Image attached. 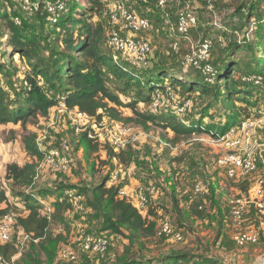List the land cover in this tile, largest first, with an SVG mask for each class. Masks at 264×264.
<instances>
[{"label": "rangeland", "instance_id": "obj_1", "mask_svg": "<svg viewBox=\"0 0 264 264\" xmlns=\"http://www.w3.org/2000/svg\"><path fill=\"white\" fill-rule=\"evenodd\" d=\"M66 1L67 7L78 1L81 8L86 5V0ZM101 1L105 5H111L115 0ZM186 2L196 17V25L189 31L191 42L196 43L203 37H210L213 41L212 63L216 68L224 60L226 64L232 61L237 63L239 68L237 72L232 73L233 78L236 81H242V89L251 91L252 94L240 101L237 98L244 96L243 94L233 96L229 103L224 104L222 86L217 87L219 91L217 98L213 84V86L209 85L211 94L202 95L197 90L190 92L180 85L171 83L170 87L179 99L184 101L189 98L193 103V110L183 119L192 122L200 115V118L203 117L200 124L202 127L211 125L214 128L219 126L223 128L227 124V117L232 115L235 129L241 122L253 121L255 123L254 140L244 144L242 152L252 151L258 154L260 149H264V76L261 72V66H264L261 63V60H264V38L263 40L259 38L260 32L264 37V0H174L162 12L157 10L154 3L128 0L127 3L137 12L146 15L152 25L149 31L142 33V36L150 39L153 46L151 65L148 68H133L132 71L147 76L153 74L155 67L171 68L174 77L179 81L201 85L199 82L201 77L194 70L184 68L182 64V57L188 51L187 43L189 45L190 43L180 38V49L177 53L171 51L169 46L174 37L179 38L176 33H173V29L177 21V12ZM15 6L0 0L1 11H13L16 9ZM250 9H252L251 12H249ZM76 17H80V10L77 11ZM36 18L30 13H22L23 24H20V27L33 32L36 36L39 35L38 39L48 40L51 50L46 52L47 55L55 50L51 33L57 30L47 26L44 18L40 17L44 25L38 33L37 23L40 20ZM92 19L96 21L98 18L93 16ZM101 21L105 23L103 19ZM7 35L8 32L0 20V50L6 51L5 54L10 52L3 44ZM11 62L14 65L15 75H8L6 79L0 74V87L10 95L12 100L15 94L14 89L24 86V82L18 80V75H21L24 69L28 70V67L24 62L18 61L17 55ZM8 79L15 82V87L11 88V91L7 85ZM158 82L161 83L163 80ZM243 82H254V84L247 85ZM107 84L115 91L122 103L134 101L138 97L135 85L122 89L121 80L112 75H109ZM139 99L142 100L141 97ZM138 106L143 109L140 104ZM118 109L123 116L131 115L129 108L119 107ZM67 112L59 113L55 109L51 111L52 115L49 117L37 116L17 122L0 123V185L4 189L14 187L16 191L32 193L37 197L39 205L41 200L48 204L56 199L68 198L69 193L76 194L81 187H90L99 183L118 168L114 160L106 157L103 146L97 152L86 153L84 146L79 145L80 134L75 133L72 127L75 116L73 112ZM225 113L227 116L224 117ZM130 125L132 133L126 138L124 148L134 151L138 163L133 162L127 167L122 166L121 174L125 179L121 180V183L127 181V175L130 174V177L137 181L135 188L155 185L158 192L151 199L153 205L150 210L151 218L155 219L158 229L162 221L170 222L174 229L180 230L182 239L175 241L170 237L158 235L144 239V247L142 249L137 246L131 247L126 253V260L158 264L156 259L165 255L170 249H183L190 251L191 254L213 259L216 264H264V213L249 202L244 212L243 222L237 225L229 211L231 200L249 194L248 191L254 186L253 177L256 174L253 172L251 177L244 179L230 177L225 169L217 166L216 158L224 147L217 141L216 134L201 131L187 138L179 137L172 140L173 133L170 129L150 125L149 129L144 130L131 123ZM214 128H212L213 131H215ZM28 136L33 138L34 143L38 138L37 143H40L42 151L41 159L31 156L23 149V140ZM60 140V143L64 141L71 143L72 148L69 153L60 152L58 148ZM50 149L58 151V157L64 159L68 171L54 172L49 166L41 165L42 159L48 155ZM261 154L264 160V152ZM37 161L39 173L33 184L16 186L6 179L7 164L33 163L35 165ZM195 183L202 186L203 192L193 200L189 197ZM40 191H44V194ZM6 193L8 194V191ZM6 196L12 204L9 210L17 214L21 213L24 207L18 198L11 194ZM173 197L177 201L175 208L172 203ZM197 210L201 215L195 214ZM62 217L63 221L51 217L48 231L52 235L63 233L65 239H61L54 245L49 262L42 253L38 264H119L118 258L124 253L128 241L123 236L100 231L98 225H95L96 221L91 219L88 220L92 226L85 227L88 217L85 199L80 201L73 210L63 213ZM81 228L103 235L109 241L108 254L104 259L98 260L79 250L74 243V235ZM250 230L257 235L256 243L238 245L234 235L238 231ZM23 240V248L17 260L30 253L33 243L37 244L36 240ZM63 244H70L73 247L78 257L77 263L64 262L58 258V249Z\"/></svg>", "mask_w": 264, "mask_h": 264}, {"label": "trees", "instance_id": "obj_2", "mask_svg": "<svg viewBox=\"0 0 264 264\" xmlns=\"http://www.w3.org/2000/svg\"><path fill=\"white\" fill-rule=\"evenodd\" d=\"M4 1H7L11 5H16V9L13 11L0 10V20L8 32L7 37L3 40V44L5 48L10 51L8 54H5L6 51L3 52L0 50V74L6 79L8 75H15V71H13L14 65L11 62L15 55L18 56V61H22L27 65L28 70L24 69L21 75H18V80H22L24 86L17 87L16 90L14 89L15 94H13L14 98L12 100L10 99V95L0 87V123L7 121L17 122L37 116L49 117L52 115L51 111H55L59 102L63 101L69 111H80L97 120L106 118L110 121L120 122L123 125L129 126H131V123L144 130L149 129L150 125H154L161 129H170L173 133L172 140H176V138L179 137L187 138L201 131L209 132L212 135L216 134L218 137L233 127L234 117H232V115L227 117V124L225 127L222 128L219 126L214 128L211 125L202 127L200 124L201 118L203 117L200 118V115L192 122L183 119L184 116L193 110V107L182 116L164 112L153 113L148 108V105L154 89L163 87L164 85L172 86V84H176L186 88L187 91L192 92L197 90L202 95H209L211 94L209 85L213 84L214 86H212L215 88L217 98L219 97L217 87H223L222 99L224 104L229 103L233 96L243 94L244 96L237 98V100L240 101L252 94L251 91L242 89V81L239 82L233 78L232 73L237 72L239 68L237 63L232 61L226 64L224 60L217 68L214 63H212L213 41L210 49L209 63L216 72V78L212 83L206 82L200 72L192 67L189 68L194 70L201 77V80H199L201 83L200 86L194 83L179 81L174 77L175 75L171 68L155 67L152 72L153 74L147 76L134 73L132 71L133 67H130L123 55L121 53H116L106 44V34L109 29L107 18L102 15V10L104 8H112L113 4L118 0H115L111 5H105L101 0H86V5L82 8L79 1L67 7L68 3H66V0H30L33 4L31 11L23 10L21 2L18 0ZM47 1H50L56 8L58 2L63 3L61 10L57 11L58 9H56V13L58 14L56 15L55 21L51 20L52 13H50L46 7ZM123 1L128 9L137 12L127 3L128 0ZM140 1L144 3H154L159 12L165 11L168 6L166 5L165 8L161 9L157 7L155 0ZM185 6L190 8L186 2L184 5H181L178 12ZM78 10H80V17L77 18L76 14ZM251 11L252 9H250L249 12ZM22 13H30L36 16L37 20H40V22L37 23L38 33L41 32L39 30H41L44 22L47 26L54 27L55 30H57L51 33L53 36V48L55 49L53 52L51 51L52 53H47L46 55V52L50 49L48 40L38 39L37 37L39 35L36 36L33 32H28L27 29H22L20 27L23 24L21 19ZM137 13L141 16H146L141 12ZM93 16H96L98 19L95 21L92 19ZM40 17L44 18L45 21L43 22ZM101 19H103L105 23H102ZM151 26L150 22V28L148 30L136 33V36L145 38L150 44L151 52L148 57V67L151 65L150 62L153 58V46L150 39L142 36V33L149 31ZM194 26H192L190 30ZM259 34V38L263 40L264 37L262 33L260 32ZM187 46L189 51L190 45L188 43ZM170 50L173 51L171 48ZM115 54L122 62L116 63L114 61L113 56ZM183 58L184 55L182 61ZM261 63L264 64V60H261ZM223 64H226L224 68ZM261 72L264 76V66H261ZM109 75L121 80L122 89H128L135 85L138 90L137 99L122 103L118 95L115 94V91L107 84ZM161 79L163 82H158ZM7 83L11 91V88L15 87V82L8 79ZM250 83L251 82L244 84H254V82ZM139 97H141L142 100H140ZM179 101L182 100L179 99ZM139 104L143 109L138 106ZM119 107L129 108L131 115L123 116L118 109ZM225 116H227V113H225L224 117ZM240 125L241 124H239L238 127H240ZM212 128H214L215 131H213ZM79 134V145L84 146L86 153L97 152L101 146H103L106 151V157L109 160H114L118 165V168L115 169L117 171V176L111 183L109 181L115 170L111 172L108 177H104L99 183L90 187H81L79 191H77V194L81 195V202L85 199L86 209L88 210V217L84 226H92V223L88 220L91 219L96 221L95 225H98L100 231L123 236L128 241L123 251L124 253L118 258L119 264H146L147 262L138 260L128 262L125 256H127L126 253H128L133 246L142 249L144 247V239L154 237L155 235L165 236L158 234L159 229L155 219L151 218L152 213L150 212L153 207L151 199L154 195L150 193V187H155L158 192L157 187L155 185H149L147 187L138 186L130 191L127 190L128 193L131 194L138 188H143L147 193H150L146 208L143 211L138 210L134 206L130 196L119 194L121 189H125L128 186L129 178H131L130 174H128L127 181L121 183V180L125 179L121 174L122 166L127 167L133 162L138 163L134 151L129 148H124V146L114 149L108 142L90 139L84 132H80ZM37 139L34 143L31 136L25 137L23 140V149L31 156L41 159V145L37 143ZM60 142L61 140L59 141L58 148H60ZM66 142L69 144V151L67 152L69 153L72 146L69 141ZM38 161L35 165L33 163H24L22 165H18L17 163L7 164L6 179L12 181V184L16 186L33 184L37 179L35 178L36 173H39L37 169ZM261 165V160H259L256 170L253 171L256 176L259 175L262 170L261 167L263 166ZM221 168L225 169L227 174L226 167ZM233 177L245 178L237 175ZM7 191L11 196L18 198L20 204L24 207L21 213L17 214L9 210L12 204L6 196L8 195L6 193ZM40 192L44 194V191ZM191 195L189 197L190 199H192ZM36 198L37 197L32 195V193L21 190L16 191L14 187L6 190L0 185V216L6 213H14L15 219L12 241L5 243L0 242V258L3 264H38L42 253L45 254L46 261L49 262L53 255L54 245L61 239H65V236L62 235L63 233L52 235L48 231L49 220L53 217L54 219L58 218L63 221V213L73 210L75 205L72 204L69 198H64L62 200L56 199L48 204L41 200V205H39L37 202L38 199ZM172 203L174 208L177 207V201L174 197L172 198ZM45 205L50 208L49 218L47 217L48 214ZM218 212H220V210ZM195 214L201 215L198 210L195 211ZM79 233H89L94 236L100 235L88 229L81 228L76 232L74 237ZM25 236L26 239L36 240L37 244L34 245L33 243L30 253L17 260L16 258L23 248V239ZM256 241L254 243H256ZM64 245L65 244L61 245L59 249ZM109 245L110 243L107 240V249L103 254L81 252L87 256H93L98 260H102L108 254ZM47 255H49V257H46ZM11 260L12 262L10 263ZM68 262L77 263L78 257ZM156 262L158 264H216V261L213 259H208L202 255H194L191 254L190 251L183 249H170L165 255L159 256Z\"/></svg>", "mask_w": 264, "mask_h": 264}, {"label": "built area", "instance_id": "obj_3", "mask_svg": "<svg viewBox=\"0 0 264 264\" xmlns=\"http://www.w3.org/2000/svg\"><path fill=\"white\" fill-rule=\"evenodd\" d=\"M21 2L23 10L31 11L33 4L30 0H18ZM151 1V0H144ZM173 0H155L157 7L163 9ZM46 7L52 13V21L56 20V9L61 10L62 2H58L57 8L50 1L46 2ZM102 15L107 18L108 32L106 34V44L116 53H121L126 59V62L133 68L148 67V57L151 52L149 42L143 38L136 36V33L150 28V20L146 16H141L135 11L128 9L123 0H118L113 4L112 8H104ZM196 23V17L193 11L185 6L177 14V21L173 33L179 36L174 37L170 43V48L177 52L179 49V39L182 38L190 43L189 51L184 55V68L192 67L198 70L204 77L206 82L212 83L216 78V72L209 63L210 49L212 40L210 38L199 39L196 43L191 42L188 32ZM113 59L116 63L122 62L115 54ZM192 107L190 99L179 101L177 95L173 92L169 85L155 88L152 92L148 108L153 112L173 113L179 116L185 115ZM57 112L69 111L64 102L60 101L56 107ZM72 114L75 116L73 128L75 133L84 132L86 136L93 140L108 142L114 149L124 146L126 138L132 133V128L129 125H123L120 122L110 121L106 118L97 120L86 113L75 111ZM255 123L253 121H244L240 127L235 129L231 127L224 134L219 135L217 141L220 142L224 150L217 157V164L220 167H226L227 174L230 177L243 176L250 177L253 171L257 168V163L262 157V150L258 154L255 152H242L244 144H248L254 140ZM262 145V144H261ZM41 148V147H40ZM60 152L67 153L69 144L62 142L59 148ZM241 151V152H240ZM57 150H50L48 155L42 159L41 165L49 166L53 171H68L67 165L64 164V159L58 157ZM258 157L260 159H258ZM39 169V167L37 168ZM264 174V167H263ZM117 171L112 173L110 183L116 178ZM38 177L36 173L35 178ZM202 192V186L195 183L192 189V199H196ZM247 196L238 197L231 200L229 211L233 221L240 225L244 219V212L248 208L249 202L257 208L261 213H264V181L263 177L257 179ZM150 193L156 194L155 187H150ZM150 193H147L143 188H138L134 193L129 194L125 189H121L119 194L130 196L134 206L143 211L148 202ZM69 200L73 205H78L81 201V195L69 193ZM46 206L48 218L50 208ZM247 207V208H246ZM15 223L14 213H6L0 216V242H11L13 234V225ZM158 234L170 237L175 241L181 240V233L175 230L168 221L160 223ZM26 239V236L24 237ZM235 242L242 246L247 243H254L257 240V235L253 231L237 232L234 235ZM24 241V240H23ZM23 243V242H22ZM74 243L79 250L85 253L103 254L107 249V240L102 235H91L89 233H79L74 239ZM58 258L62 261H73L77 258V254L73 247L68 244L62 246L58 251ZM12 260L10 261V263ZM0 264H3L0 258ZM9 264V263H5Z\"/></svg>", "mask_w": 264, "mask_h": 264}, {"label": "crops", "instance_id": "obj_4", "mask_svg": "<svg viewBox=\"0 0 264 264\" xmlns=\"http://www.w3.org/2000/svg\"><path fill=\"white\" fill-rule=\"evenodd\" d=\"M261 150H262V152H264V149H261ZM261 164H262L261 166L264 167V160H263L262 157H261ZM263 167H261L262 170H261V172L259 173V175L253 177V178L255 179V183H256L257 179L260 178V177H263V181H264ZM250 177H251V176H250ZM136 183H137V181H135L132 177L129 178L128 186L125 188V190H126V191H127V190H128V191L132 190V189L136 186ZM255 183H254V184H255Z\"/></svg>", "mask_w": 264, "mask_h": 264}]
</instances>
